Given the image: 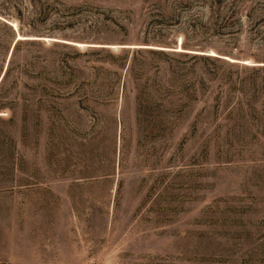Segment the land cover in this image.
Listing matches in <instances>:
<instances>
[{
    "label": "rangeland",
    "instance_id": "374dc122",
    "mask_svg": "<svg viewBox=\"0 0 264 264\" xmlns=\"http://www.w3.org/2000/svg\"><path fill=\"white\" fill-rule=\"evenodd\" d=\"M0 264H264V0H0Z\"/></svg>",
    "mask_w": 264,
    "mask_h": 264
},
{
    "label": "trees",
    "instance_id": "16d2710c",
    "mask_svg": "<svg viewBox=\"0 0 264 264\" xmlns=\"http://www.w3.org/2000/svg\"><path fill=\"white\" fill-rule=\"evenodd\" d=\"M17 43V42H16ZM16 43H15V45H14V47H13V51H14V49H16ZM12 54H13V52H12ZM12 56V55H11Z\"/></svg>",
    "mask_w": 264,
    "mask_h": 264
},
{
    "label": "water",
    "instance_id": "95a60500",
    "mask_svg": "<svg viewBox=\"0 0 264 264\" xmlns=\"http://www.w3.org/2000/svg\"><path fill=\"white\" fill-rule=\"evenodd\" d=\"M13 47V46H12ZM12 49V48H11Z\"/></svg>",
    "mask_w": 264,
    "mask_h": 264
}]
</instances>
